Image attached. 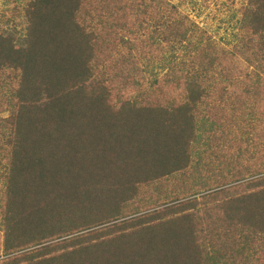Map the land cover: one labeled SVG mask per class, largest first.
<instances>
[{"label": "trees", "instance_id": "16d2710c", "mask_svg": "<svg viewBox=\"0 0 264 264\" xmlns=\"http://www.w3.org/2000/svg\"><path fill=\"white\" fill-rule=\"evenodd\" d=\"M5 1L23 19L0 18V264H264V128L235 171L191 146L220 108L198 109L208 83L235 103L264 97L250 71L264 69V0L238 9V47L206 40L149 86L137 53L187 40L171 2Z\"/></svg>", "mask_w": 264, "mask_h": 264}, {"label": "rangeland", "instance_id": "374dc122", "mask_svg": "<svg viewBox=\"0 0 264 264\" xmlns=\"http://www.w3.org/2000/svg\"><path fill=\"white\" fill-rule=\"evenodd\" d=\"M166 1L171 2L176 6L180 18L182 15L183 22L180 25L187 29V40L186 42L180 43L173 47L161 46L162 48H160L158 52L156 50L153 51L145 48L141 53H137L140 57L139 66L142 68L141 81L146 86L153 85V82L169 77L175 72H181V66L189 56L188 51H191V54H196V48L200 43V47H206L202 45L203 42L207 40L208 42H214L215 44L223 46L226 50H231L234 46L238 47L237 45L240 43L242 38V31L238 26V9L242 5L247 4V0ZM18 2L21 4V6L24 4L23 0H18ZM12 12V4L7 3L5 0H0V18L2 16L6 20L11 18L15 24L22 21V15L17 18L12 14ZM7 25L9 29L14 24L8 23ZM147 36L148 32H145L140 37V43H142V41H146ZM261 48V50H263L264 46H261ZM241 49L244 48L241 47ZM210 66L215 71H218V68L216 67L218 65H216L215 62L210 63ZM258 70L259 69H256L255 67L250 70L252 71L251 80L253 82H258L264 89V69L259 70L261 72ZM201 75L203 76L204 73L201 72ZM209 75L215 76V78H217L213 71H210ZM217 84V80L208 83L206 92H209L211 97L209 99L207 98L205 103L200 105L198 109L203 110L207 114V109L205 111V107H211L213 106V103L219 104L220 108H218L215 116V118L218 119L213 118L212 115L209 114H207L208 116L206 117L198 118L197 121H195L197 124V129L195 130L194 134L195 140L191 142V146L194 150V155L199 154L200 156H203V158H201L202 160L200 161L201 164L205 162L204 165L207 166L216 167L218 169H222L224 167L223 169L225 170L229 169L235 171L237 166H243L244 164L253 162L251 161L249 142L252 140L258 142L259 135L263 133L264 97L257 99L258 104L253 106L252 103L249 102L246 104L243 103L245 100L235 103L232 96L223 95L221 91H219ZM250 90L252 91L251 98L254 100V92L256 89L253 87L250 88ZM7 116V111L0 113V117L5 118ZM210 120L213 121L214 124L211 125L213 131L209 132L207 130L211 128L209 125ZM211 135L218 137L212 142L211 145L214 150H211L208 145L211 143L209 141ZM242 141L245 143L243 144ZM203 142L208 144H204ZM256 147L257 145L254 148H251V154ZM212 153H214V155H212ZM202 170L203 175L206 176L208 172L204 169ZM262 174H264V172ZM199 175L200 174L198 173L197 176ZM203 175H201L202 179H204ZM258 176L261 175H255V177ZM255 177L253 175L246 177V179L251 180ZM1 184L2 180H0V186ZM258 184L261 187V183H257L255 186L256 188H259ZM186 186L187 185H182L180 188H185ZM255 187L250 188L253 189ZM182 193L183 194L176 196L178 199L182 198L181 200H185L191 194V191H182ZM174 198L175 196L171 195V200ZM130 203L131 202L128 201L121 202L119 205V217H128L130 214H132L131 210L133 205H130ZM144 204L148 206L149 202H145ZM263 208L264 207L260 205L257 211L260 212V210ZM219 227L220 231H222L224 229V224L220 225ZM97 228H99V226H96L90 230ZM3 250L1 235L0 261L4 259L2 256ZM261 254L264 256V250L261 252ZM261 259L264 260V257H261Z\"/></svg>", "mask_w": 264, "mask_h": 264}, {"label": "clouds", "instance_id": "9594fccd", "mask_svg": "<svg viewBox=\"0 0 264 264\" xmlns=\"http://www.w3.org/2000/svg\"><path fill=\"white\" fill-rule=\"evenodd\" d=\"M218 205L216 202H215V206Z\"/></svg>", "mask_w": 264, "mask_h": 264}]
</instances>
